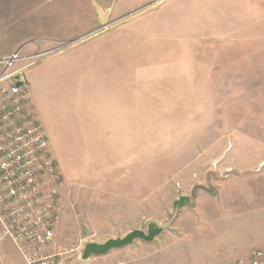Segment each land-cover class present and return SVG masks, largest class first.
<instances>
[{
  "label": "rangeland",
  "instance_id": "obj_1",
  "mask_svg": "<svg viewBox=\"0 0 264 264\" xmlns=\"http://www.w3.org/2000/svg\"><path fill=\"white\" fill-rule=\"evenodd\" d=\"M56 44L25 76L59 172L66 264H202L80 254L152 221L169 224L109 253L163 255L200 209L252 203L239 215H261L264 0H0V56Z\"/></svg>",
  "mask_w": 264,
  "mask_h": 264
},
{
  "label": "built area",
  "instance_id": "obj_2",
  "mask_svg": "<svg viewBox=\"0 0 264 264\" xmlns=\"http://www.w3.org/2000/svg\"><path fill=\"white\" fill-rule=\"evenodd\" d=\"M62 48L0 56V226L25 264H64L67 250L55 248L59 220V172L28 90L25 72ZM0 264H4L0 257ZM264 264V252L248 262Z\"/></svg>",
  "mask_w": 264,
  "mask_h": 264
},
{
  "label": "crops",
  "instance_id": "obj_3",
  "mask_svg": "<svg viewBox=\"0 0 264 264\" xmlns=\"http://www.w3.org/2000/svg\"><path fill=\"white\" fill-rule=\"evenodd\" d=\"M98 8L106 7L105 4L96 1L95 4ZM27 82V78H26ZM28 90V87H27ZM28 93L33 100L35 110L37 116L42 123L44 130L47 134L50 149L51 148V140L47 129L45 127L44 121L45 117L43 115L40 116L36 104L29 90ZM55 94V93H54ZM52 97L53 94L51 93ZM45 97L43 114L45 113L47 116L48 112L52 108L49 106L48 100ZM55 105V110H61V107ZM51 115V113H50ZM53 153V152H52ZM186 201H190L189 198H184ZM199 200V199H198ZM254 200V199H253ZM253 205L252 203H247L243 207V205H228V207H220L217 209H200L198 210V215L195 218V225H187L184 224V220L180 221L179 233L176 238V241L172 247L164 252L163 255H156L153 257H146L141 255H136L133 257L126 256L123 258L120 257V253H107L101 256H91L86 260H200L198 263L206 264L214 261H232V264H237L239 260H243L248 262L250 259V254L253 252V249L256 246L255 240V226H263L264 225V211L262 209L256 210L261 213L258 217H241L240 208H244L243 210L249 211L254 209H248L247 207ZM242 210V209H241ZM244 214V213H243ZM245 216V215H243ZM60 220V215H59ZM59 220L56 225L59 223ZM55 230V248L57 247V236ZM262 230H260L261 232ZM259 232V233H260ZM2 234V228L0 226V236ZM191 239V242L188 246L181 245L179 249L174 248L179 244H183L186 240ZM0 257L4 264H25L22 260L21 256L11 243L8 238H1L0 240ZM66 260H75L72 259L71 256L65 255L64 264H66ZM82 260V259H81Z\"/></svg>",
  "mask_w": 264,
  "mask_h": 264
},
{
  "label": "water",
  "instance_id": "obj_4",
  "mask_svg": "<svg viewBox=\"0 0 264 264\" xmlns=\"http://www.w3.org/2000/svg\"><path fill=\"white\" fill-rule=\"evenodd\" d=\"M169 222L158 225L155 222H148L145 229H132L122 237L108 238L103 242L90 241L83 245L80 258L86 260L91 256H101L116 249L132 244L135 240L151 242L162 234Z\"/></svg>",
  "mask_w": 264,
  "mask_h": 264
},
{
  "label": "bare ground",
  "instance_id": "obj_5",
  "mask_svg": "<svg viewBox=\"0 0 264 264\" xmlns=\"http://www.w3.org/2000/svg\"><path fill=\"white\" fill-rule=\"evenodd\" d=\"M105 15V14H104Z\"/></svg>",
  "mask_w": 264,
  "mask_h": 264
}]
</instances>
